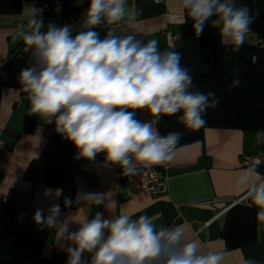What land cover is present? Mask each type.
<instances>
[{"label":"clouds","instance_id":"9594fccd","mask_svg":"<svg viewBox=\"0 0 264 264\" xmlns=\"http://www.w3.org/2000/svg\"><path fill=\"white\" fill-rule=\"evenodd\" d=\"M179 6L193 21L194 33L201 36L207 22L218 30L226 52H238L259 11L252 13L237 0H179ZM59 11V9H57ZM140 9L128 0H90L81 28L75 35L70 25L49 23L46 31L42 8L31 7L27 24L16 29L33 57V64L19 74L30 103L29 112L73 143L78 158L92 160L105 154L106 162L118 164L124 175H134L137 165L150 167L174 160L182 133L161 135L156 127L163 116H176L188 129L198 130L207 121L205 113L220 100L213 91L202 92L193 83L190 70L181 64V53L151 39L145 43L134 34L118 35L109 29L101 38L95 29L102 23L126 21L134 25ZM240 84L239 77L232 81ZM136 110H146L152 119H136ZM255 142L264 143V129L255 133ZM235 185L255 206L264 221V176L252 165L241 169ZM49 193L52 190H48ZM55 194L59 196L61 190ZM108 194H78L76 202L100 205ZM65 206L73 201L64 199ZM47 217L37 209V225L57 227L58 237L72 246L66 249V264H223L224 253L203 251L195 238L185 239L182 226L160 227L148 217L133 219L121 212L112 218L96 213L79 221L75 232L68 222H58L60 205L53 204ZM67 234V235H66ZM85 253L91 254L88 261ZM245 264H257L249 259Z\"/></svg>","mask_w":264,"mask_h":264},{"label":"crops","instance_id":"0c3cea01","mask_svg":"<svg viewBox=\"0 0 264 264\" xmlns=\"http://www.w3.org/2000/svg\"><path fill=\"white\" fill-rule=\"evenodd\" d=\"M90 0H21L18 14H0V66L9 53L22 40L16 38V29L27 24L31 7L42 8L43 31L49 23L70 25L73 35L80 30ZM129 7L142 10L134 25L122 21L114 27L118 35L134 34L147 43L151 39L159 47L179 46L180 26L184 11L179 0H128ZM59 9V11H57ZM98 27H107L101 24ZM254 35L247 33L245 41ZM30 103L21 83L17 88H7L0 96V191L7 198L2 212L11 221L25 213L22 223L7 226L0 222V264H66V249L70 246L64 237H58L57 227L35 224L37 209L44 216L53 204L60 205L58 222H68V232L79 228V221L103 213L112 218L121 212L133 219L148 216L160 227L182 226L185 239L195 238L203 251L218 250L224 255L223 264H245L253 259L264 264V221L256 215L255 240L229 249L221 237L226 211L235 204L250 206L243 196L244 189L235 185V178L243 169V158L256 157L258 171L264 176V150L255 142L254 131L237 128H204L202 138L178 146L173 161L167 166V192L152 195L141 187L134 175H124L118 164L106 162L105 154L98 153L92 160L78 158L72 142L55 131V123H45L38 115L29 112ZM136 119L148 121L152 117L146 110H136ZM26 123L32 130L24 128ZM43 151L56 155L62 171L63 182L73 189V203L62 207L56 186H46L25 177L31 161ZM164 165H152L161 167ZM138 167H144L137 165ZM48 190H52L50 193ZM108 194L100 205L76 202L78 194ZM67 235V234H66Z\"/></svg>","mask_w":264,"mask_h":264},{"label":"trees","instance_id":"16d2710c","mask_svg":"<svg viewBox=\"0 0 264 264\" xmlns=\"http://www.w3.org/2000/svg\"><path fill=\"white\" fill-rule=\"evenodd\" d=\"M237 4L246 5L254 15L259 11L249 31L254 37L244 41L238 52L225 51L218 30L210 26L211 21L206 23L203 34L197 37L193 21L185 11L180 26V45L160 47L161 50L169 48L180 52L181 64L190 70L197 89L205 93L213 91L220 100L216 108L205 113L207 123L198 130L185 128L178 120L179 113L160 118L156 127L161 135L172 131L182 133L178 146L201 140L204 128H237L254 132L264 129V0H237ZM20 8L21 0H0V14H18ZM95 30L104 38L109 28L97 27ZM255 38L260 42L255 43ZM23 46L22 41L0 66V96L4 89L17 88L21 70L34 62L29 51H21ZM237 77L240 84L233 87L232 81ZM24 128L31 131L32 125L26 123ZM260 147L264 150V143ZM25 177L46 186L58 187L62 207H66L65 197L73 201V189L63 182L54 153L43 151L38 159L28 164ZM221 237L229 249L254 241L255 209L242 204L230 207L225 214Z\"/></svg>","mask_w":264,"mask_h":264},{"label":"built area","instance_id":"2783aa9c","mask_svg":"<svg viewBox=\"0 0 264 264\" xmlns=\"http://www.w3.org/2000/svg\"><path fill=\"white\" fill-rule=\"evenodd\" d=\"M160 1V0H155ZM119 26V24L114 25H107V27L110 29H113L114 27ZM255 43L260 42V39L255 38ZM21 51L25 52L27 51L25 48V45L22 47ZM2 140H0V150L2 149ZM258 159L256 157H250V158H243L241 162V166L243 168H246L248 166L256 165L258 163ZM167 166H161V167H138L136 168V172L134 174V177L138 184L145 188L148 192H150L152 195H159L167 192ZM245 197L244 195L242 197H239L237 199H234L232 201V204L238 203L241 200H243ZM7 203V198L3 195V193L0 191V222L4 223L7 226H11L13 223L20 224L22 223L25 213H19L15 216L14 220L11 221L9 218L5 217V215L2 212V207ZM91 254L85 253L83 256V259L85 261L90 260Z\"/></svg>","mask_w":264,"mask_h":264}]
</instances>
